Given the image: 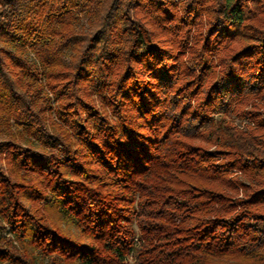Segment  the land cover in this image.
Returning a JSON list of instances; mask_svg holds the SVG:
<instances>
[{"label":"trees","instance_id":"trees-1","mask_svg":"<svg viewBox=\"0 0 264 264\" xmlns=\"http://www.w3.org/2000/svg\"><path fill=\"white\" fill-rule=\"evenodd\" d=\"M0 264H264V0H0Z\"/></svg>","mask_w":264,"mask_h":264}]
</instances>
